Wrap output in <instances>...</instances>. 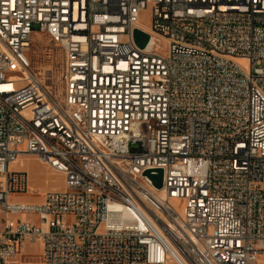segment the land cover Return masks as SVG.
I'll return each mask as SVG.
<instances>
[{
  "label": "built area",
  "instance_id": "built-area-1",
  "mask_svg": "<svg viewBox=\"0 0 264 264\" xmlns=\"http://www.w3.org/2000/svg\"><path fill=\"white\" fill-rule=\"evenodd\" d=\"M21 153L63 186L12 200ZM25 242L35 264H264V0H0V264Z\"/></svg>",
  "mask_w": 264,
  "mask_h": 264
},
{
  "label": "rangeland",
  "instance_id": "rangeland-1",
  "mask_svg": "<svg viewBox=\"0 0 264 264\" xmlns=\"http://www.w3.org/2000/svg\"><path fill=\"white\" fill-rule=\"evenodd\" d=\"M139 21L145 25L150 24V8L147 6L144 10L139 12ZM164 47V43H160V48ZM26 55L30 60L33 70L50 71L52 77L56 78L62 52L58 45L51 42V40L41 32L32 34ZM9 168L19 169L26 172L27 175V190L23 193L15 194L12 200L21 202H38L37 198L42 197V194L53 188H61L63 186V176L49 167L39 162L34 156H28L21 153L15 164H9ZM39 200V201H40ZM21 218L29 217L27 215H20ZM40 250L38 242L30 243V245L22 246V258L27 264H35Z\"/></svg>",
  "mask_w": 264,
  "mask_h": 264
},
{
  "label": "water",
  "instance_id": "water-1",
  "mask_svg": "<svg viewBox=\"0 0 264 264\" xmlns=\"http://www.w3.org/2000/svg\"><path fill=\"white\" fill-rule=\"evenodd\" d=\"M134 42L139 46L143 47L148 45L149 35L137 28L133 29L132 32ZM141 175L145 177L148 182L154 187L156 190H160L162 188V178H163V170L160 167L148 168L142 171Z\"/></svg>",
  "mask_w": 264,
  "mask_h": 264
},
{
  "label": "bare ground",
  "instance_id": "bare-ground-1",
  "mask_svg": "<svg viewBox=\"0 0 264 264\" xmlns=\"http://www.w3.org/2000/svg\"><path fill=\"white\" fill-rule=\"evenodd\" d=\"M137 194L139 198L142 200V202L146 205V207L149 209L151 214L155 215L156 217H160V212L157 208L154 207V203L156 202V199L159 203H162V201L159 198H155L152 196V194H148L147 188L143 186H139L137 190Z\"/></svg>",
  "mask_w": 264,
  "mask_h": 264
},
{
  "label": "crops",
  "instance_id": "crops-1",
  "mask_svg": "<svg viewBox=\"0 0 264 264\" xmlns=\"http://www.w3.org/2000/svg\"><path fill=\"white\" fill-rule=\"evenodd\" d=\"M28 156H30L31 157V155H28ZM16 162H13L12 164H15ZM40 200V197L39 198H37V201H39ZM28 245H30V243L29 242H25L22 246L24 247V246H28Z\"/></svg>",
  "mask_w": 264,
  "mask_h": 264
}]
</instances>
